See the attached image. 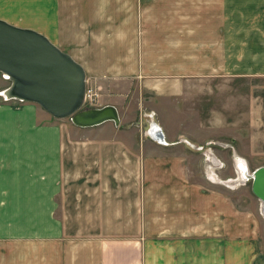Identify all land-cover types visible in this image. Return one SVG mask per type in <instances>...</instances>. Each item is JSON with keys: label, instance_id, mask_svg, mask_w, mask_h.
I'll return each instance as SVG.
<instances>
[{"label": "crops", "instance_id": "obj_1", "mask_svg": "<svg viewBox=\"0 0 264 264\" xmlns=\"http://www.w3.org/2000/svg\"><path fill=\"white\" fill-rule=\"evenodd\" d=\"M87 3L95 6L93 0H73V54L66 51L86 78L100 77L105 69L119 78L144 76L131 32L116 60L111 57L116 40L93 43L84 37L80 15L90 13ZM158 7L180 16L169 23L174 33L166 41L173 47L166 58L168 76L248 79V86L231 88L242 95L230 100L244 104L240 110L249 108L236 124L261 127L260 135L251 137V130L245 142L232 137L220 145L239 157H264V0H164ZM123 9L128 13L130 6ZM189 14L200 16L189 22ZM195 42L198 59L213 64L193 74L180 61H189ZM256 94L260 101L254 103L249 95ZM26 102L0 107V264H227L222 207L230 203L216 188L225 183L214 165L220 160L214 146H198L219 176L207 180L199 165L202 183L191 182V161L197 156L203 163L206 157L191 149L188 137L159 124L162 141L156 121L146 133L87 138L85 149L67 159L60 128L39 123L49 112Z\"/></svg>", "mask_w": 264, "mask_h": 264}, {"label": "rangeland", "instance_id": "obj_2", "mask_svg": "<svg viewBox=\"0 0 264 264\" xmlns=\"http://www.w3.org/2000/svg\"><path fill=\"white\" fill-rule=\"evenodd\" d=\"M93 1L95 6L92 8L89 3L84 4L87 11L91 8L90 13L80 15L84 37L89 35L90 41L93 43L105 41L109 37L111 40H116L115 48L111 51V57L116 60L118 59L119 45L131 32L132 41H137L144 76L135 79L119 78L110 74V70L105 69L104 75L87 78L88 87H91L97 95H94L93 100L87 97L81 108L113 104L119 110L121 118L119 125L109 120L92 127H81L76 125L71 117L55 118L49 113L39 123L45 126L56 124L60 128L57 132L65 136L63 156H67V159H73V153L85 149V139L87 138L146 133L151 128L150 124L153 121L173 134H182L188 137L191 140V149L204 158L206 157L205 161L203 159V163L202 159L197 156L192 158L191 182L202 183L198 166L203 164L207 180L210 178L209 181L212 182V179L214 180L215 177L219 179L220 176L222 182L225 183L216 186L223 199L230 203V206L223 204L222 207L223 262L226 261L227 264H264L263 202L253 193L252 180L245 181L239 176V165L242 166L243 163L240 159L247 161L250 171L253 172L257 167L264 165V157H239L235 154L236 151L232 152L230 148L220 145L221 142L231 143L232 137H237L245 142V136L251 134L252 131L254 134L250 135L251 137L256 138L257 135H260L258 132L261 131V127H246L236 124L244 121L243 117L246 116L249 108L240 110L238 107L244 104L230 100L231 97L236 99L242 95V93H240L241 95L230 93L231 88L248 86V79L235 80L193 75L188 77L168 76V73L165 72L167 69L166 58L167 56L171 57L170 53L173 47L166 41L167 36L174 33L173 27L169 23L174 22V19L180 16L167 14L165 8L157 10L161 8L158 6H164V0H109L112 5L110 4L108 7L102 4L104 0ZM124 5L130 6L128 13H124ZM74 16L77 15L73 14V0H0V18L18 26L33 28L46 36L49 35L47 37L52 42L58 43L64 51L72 54ZM199 16L198 14H189L187 20L191 22ZM201 16V21H203L205 15ZM126 23L129 25H125ZM196 32V30H190V33ZM189 51L190 54L186 55L189 57V61L184 63L180 61V66L184 65V70L187 73L194 74L212 68V62L198 59L196 42L191 44ZM153 69L154 73L146 72H153ZM184 70H182L183 73ZM10 85L11 80L0 71V107L2 109L5 105L20 107L22 103H29L6 96L5 90ZM257 96L259 95H249L250 100L254 103L260 101L256 98ZM34 104L38 105L40 109L42 108L38 103L34 102ZM3 112L4 110H2ZM3 131L7 132L4 128ZM16 131L17 129L14 128L9 132ZM199 145L204 146V150L209 146H214L216 149L215 154L220 160L214 165L218 167L219 176L209 168L213 164L212 158L203 155L204 150H201L203 153L198 152ZM208 149L210 150V148ZM230 180L233 182H229ZM65 183L64 185H66ZM205 186L206 189H209L206 183ZM64 201V198L60 196L59 202L63 203ZM61 208L65 207L61 206ZM235 230L237 234L235 236L232 234L231 237L230 231L233 233ZM224 243L232 246L231 252H228L229 246L225 247ZM227 252V258H225Z\"/></svg>", "mask_w": 264, "mask_h": 264}, {"label": "water", "instance_id": "obj_3", "mask_svg": "<svg viewBox=\"0 0 264 264\" xmlns=\"http://www.w3.org/2000/svg\"><path fill=\"white\" fill-rule=\"evenodd\" d=\"M0 71L10 80L9 98L38 103L55 118L71 117L81 127L112 120L120 123L113 104L82 109L86 94V72L73 56L45 34L0 18ZM156 123V122H155ZM163 141L164 131L157 123ZM253 193L264 204V165L248 175Z\"/></svg>", "mask_w": 264, "mask_h": 264}, {"label": "bare ground", "instance_id": "obj_4", "mask_svg": "<svg viewBox=\"0 0 264 264\" xmlns=\"http://www.w3.org/2000/svg\"><path fill=\"white\" fill-rule=\"evenodd\" d=\"M154 123V126H156L157 127V124H155V122H153ZM151 133H153V134H155L157 131L155 130V128H153L151 131H150ZM215 161H218L217 159H214ZM243 163H242V166L239 168V170H240V178L242 179V180H248L249 178H248V175H250V173H251V171H250V169H249V166H248V163H247V161H245L244 159H240ZM235 182V181H234ZM262 211L264 212V204L262 203Z\"/></svg>", "mask_w": 264, "mask_h": 264}, {"label": "built area", "instance_id": "obj_5", "mask_svg": "<svg viewBox=\"0 0 264 264\" xmlns=\"http://www.w3.org/2000/svg\"><path fill=\"white\" fill-rule=\"evenodd\" d=\"M94 95H97V94L93 92V90L91 89V87H88V80L86 79V94H85V99H87V97H89L90 100H93Z\"/></svg>", "mask_w": 264, "mask_h": 264}]
</instances>
